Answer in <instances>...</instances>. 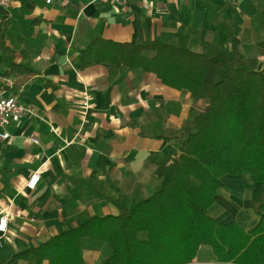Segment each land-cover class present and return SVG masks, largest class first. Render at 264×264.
<instances>
[{
  "label": "crops",
  "instance_id": "0c3cea01",
  "mask_svg": "<svg viewBox=\"0 0 264 264\" xmlns=\"http://www.w3.org/2000/svg\"><path fill=\"white\" fill-rule=\"evenodd\" d=\"M1 24L14 62L35 71L6 77L7 63L0 62V93L17 94L34 111L7 128L9 139L0 137V217H8L0 264H6L90 216H116L152 196L179 155L184 124L208 105L152 73L85 66L86 48L97 38L157 40L214 55L230 53L236 39L244 53L264 42V0H10L0 4ZM35 173L40 181L30 190ZM222 181L208 214L252 230L262 218L264 183L246 172ZM83 258L111 264L107 244L85 249ZM214 261L212 249L202 246L188 264ZM19 264L38 260L30 255Z\"/></svg>",
  "mask_w": 264,
  "mask_h": 264
},
{
  "label": "trees",
  "instance_id": "16d2710c",
  "mask_svg": "<svg viewBox=\"0 0 264 264\" xmlns=\"http://www.w3.org/2000/svg\"><path fill=\"white\" fill-rule=\"evenodd\" d=\"M5 30L1 24L4 75H33L14 62ZM259 46L264 56V42ZM5 53L10 56L4 59ZM95 64L152 73L208 105L184 124L179 155L152 196L116 216H90L6 264L30 255L38 264H85L83 251L103 244L111 264H188L202 246L212 249L213 264H264V202L262 218L250 231L208 214L224 176L246 172L264 183V60L245 57L236 39L230 53L209 55L157 40L135 44L97 38L84 52V65ZM19 87L16 82L14 92Z\"/></svg>",
  "mask_w": 264,
  "mask_h": 264
},
{
  "label": "built area",
  "instance_id": "2783aa9c",
  "mask_svg": "<svg viewBox=\"0 0 264 264\" xmlns=\"http://www.w3.org/2000/svg\"><path fill=\"white\" fill-rule=\"evenodd\" d=\"M55 0H45L47 4H52ZM112 2H120L124 0H109ZM10 0H0V4L8 6ZM0 79H3V75L0 72ZM85 105H89V96L84 97ZM34 114L33 109L25 106L19 99L17 94L7 95L0 93V128L4 129L0 137L2 139H9L10 133L7 131V128L17 122H19L24 116H31ZM31 141L38 143V140L34 137H31ZM40 181V174H33L28 182L27 187L30 190H34ZM8 217L3 215L0 217V233H5L7 231ZM1 241V237H0Z\"/></svg>",
  "mask_w": 264,
  "mask_h": 264
},
{
  "label": "rangeland",
  "instance_id": "374dc122",
  "mask_svg": "<svg viewBox=\"0 0 264 264\" xmlns=\"http://www.w3.org/2000/svg\"><path fill=\"white\" fill-rule=\"evenodd\" d=\"M243 55L247 58L258 57L261 62L264 60L263 50L261 49L260 46H256V48L254 50L249 49V48L248 49L244 48Z\"/></svg>",
  "mask_w": 264,
  "mask_h": 264
}]
</instances>
